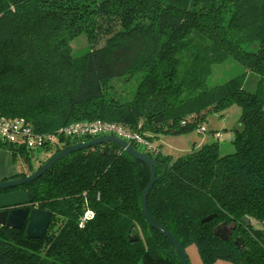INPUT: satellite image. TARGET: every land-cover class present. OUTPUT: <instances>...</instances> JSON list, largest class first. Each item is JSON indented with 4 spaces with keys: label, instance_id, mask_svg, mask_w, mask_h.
<instances>
[{
    "label": "trees",
    "instance_id": "obj_1",
    "mask_svg": "<svg viewBox=\"0 0 264 264\" xmlns=\"http://www.w3.org/2000/svg\"><path fill=\"white\" fill-rule=\"evenodd\" d=\"M226 62L241 73L216 83L214 68ZM128 78L133 96L110 94L109 83ZM233 106L245 125L234 154L214 144L174 160L154 146L160 135L203 131L209 113ZM0 114L37 135L96 121L138 134L154 152L128 143L156 162L152 218L203 264H264V0H0ZM92 140L34 150L0 139V148L29 162ZM151 179L115 143L70 153L20 188L34 194L31 210L51 213L45 238L0 226V264H181L145 218Z\"/></svg>",
    "mask_w": 264,
    "mask_h": 264
},
{
    "label": "water",
    "instance_id": "obj_2",
    "mask_svg": "<svg viewBox=\"0 0 264 264\" xmlns=\"http://www.w3.org/2000/svg\"><path fill=\"white\" fill-rule=\"evenodd\" d=\"M235 131L237 133L245 132L244 122L240 123ZM105 143H115L127 151L133 158L143 162L150 167L152 171V179L143 194V212L147 222L152 228L160 232L162 236L169 240L181 259V264H188V255L182 248L176 238L167 231L164 227L158 224L150 215L148 209L149 194L156 182V175L154 167L156 162L146 154H143L135 150L132 145L125 140L115 136H103L94 139L90 142H84L82 144L75 145L69 149H66L55 156L51 157L43 165H41L33 174L27 175L22 178H14L0 182V226L15 230H22L26 228L28 238L31 240L44 239L50 226L52 215L48 211L31 210L30 205L34 202L35 196L32 192L24 190H16L10 193H4L10 190L20 189L28 184L40 179L44 176L59 160L69 155L70 153L82 150L84 148L102 145ZM213 216H210L204 220V222H210ZM244 222L249 223V219H244ZM223 231L222 228L216 231ZM132 241H137L133 239ZM236 244H243L242 239H238Z\"/></svg>",
    "mask_w": 264,
    "mask_h": 264
},
{
    "label": "rangeland",
    "instance_id": "obj_3",
    "mask_svg": "<svg viewBox=\"0 0 264 264\" xmlns=\"http://www.w3.org/2000/svg\"><path fill=\"white\" fill-rule=\"evenodd\" d=\"M87 46L85 39L79 40L74 43L75 49H82ZM241 73V69L234 63L226 62L217 65L214 68L213 81L221 83L234 77V75ZM255 80V77H250L248 81ZM110 84L108 91L110 94H121L122 96H133L137 88L135 79L114 80ZM241 109L233 106L229 110L221 114L209 113L204 125V130H194L187 134L179 136L160 135L155 140L154 146H159L164 156H170L174 160L186 157L189 153L199 150L205 145L218 144L221 156L234 154L236 149L233 144L235 138V128L239 125L241 119ZM221 133L222 137L217 134ZM41 152L31 153L32 158L26 162L22 155H19L16 162L17 166L22 168L26 175L33 174L38 169V164L42 161H48L51 157L47 154H40ZM143 264V262L139 263Z\"/></svg>",
    "mask_w": 264,
    "mask_h": 264
},
{
    "label": "built area",
    "instance_id": "obj_4",
    "mask_svg": "<svg viewBox=\"0 0 264 264\" xmlns=\"http://www.w3.org/2000/svg\"><path fill=\"white\" fill-rule=\"evenodd\" d=\"M103 136H115L126 142L130 141L147 147L149 151L153 149V146L148 144L138 134H133L113 123L102 121H96L94 123H76L61 129L56 134L48 133L37 135L26 124L24 119H9L2 117L0 114V139L15 147L26 146L27 148L37 150L43 146L44 141L50 144H56L62 137L97 139Z\"/></svg>",
    "mask_w": 264,
    "mask_h": 264
},
{
    "label": "crops",
    "instance_id": "obj_5",
    "mask_svg": "<svg viewBox=\"0 0 264 264\" xmlns=\"http://www.w3.org/2000/svg\"><path fill=\"white\" fill-rule=\"evenodd\" d=\"M19 167L16 165L14 155L5 148H0V182L14 179L18 175ZM189 264H203L196 247L187 250ZM215 264H230L224 261H218Z\"/></svg>",
    "mask_w": 264,
    "mask_h": 264
},
{
    "label": "flooded vegetation",
    "instance_id": "obj_6",
    "mask_svg": "<svg viewBox=\"0 0 264 264\" xmlns=\"http://www.w3.org/2000/svg\"><path fill=\"white\" fill-rule=\"evenodd\" d=\"M16 190H20V189H15V190H10L4 193H10V192H14ZM232 233L233 231L230 228H227L226 230L223 231H219V236L222 237L223 239H228L232 237Z\"/></svg>",
    "mask_w": 264,
    "mask_h": 264
}]
</instances>
